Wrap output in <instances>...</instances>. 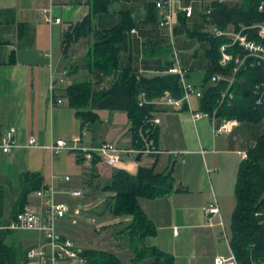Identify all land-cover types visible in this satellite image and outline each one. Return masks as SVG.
I'll return each mask as SVG.
<instances>
[{"label":"crops","instance_id":"crops-1","mask_svg":"<svg viewBox=\"0 0 264 264\" xmlns=\"http://www.w3.org/2000/svg\"><path fill=\"white\" fill-rule=\"evenodd\" d=\"M91 1L0 0V144L3 134L14 128L20 145L35 138L41 146H48L60 139L70 140L86 130L83 145L87 147H97L105 142L120 148L133 146L132 125L126 112L98 110L99 121L83 125L65 95L66 87L74 80L90 79L99 90L108 89L113 82V77L97 72L90 74L86 69L73 73V66L86 63L93 37L83 39L70 49V65L64 58V32L91 13ZM179 1L184 7L192 6L193 15L187 18L184 13L179 14L174 37L177 36L180 48L200 46L201 52L206 49L205 43L188 35L194 29L187 32L188 40L181 38L187 27L198 26L205 10L214 4L235 5L239 2ZM155 2L117 1L108 13L93 16L95 33L117 25L121 12L131 14L136 32H130L122 45L121 70L130 68L136 73L141 69L171 67L174 53L167 31L159 28L160 11ZM47 9H52L54 19L59 18L61 22H45L44 11ZM196 50L193 55H198ZM180 60L189 70L190 77V68L196 67L195 62L184 55ZM201 63L203 58L197 62ZM64 70L68 75L58 82L53 93L54 98L62 99L63 103L52 104V80L58 71ZM198 84L202 88V80ZM193 106L200 109V100L194 98ZM158 116V148L161 153L131 157L115 167L97 160L89 169L79 153L69 151L53 154L46 148L20 147L5 153L0 148V226L7 225L20 211L31 210L45 215L47 189L53 185L56 202L66 203L71 209L69 217L58 224V233L62 239H72L79 232L76 225L95 221L90 216H112L106 206L114 193L103 188L110 183L115 170L136 175L141 167L154 166L157 173L169 171L177 187L187 192L174 191L153 200L140 199L142 209L157 228V234L148 237L144 244L172 254L176 264H214L217 257L224 255L220 247L221 232L217 231L219 217H212L215 226H210L204 208L217 199L222 220L225 222V216H232L242 155L254 146L264 131V125L234 120L228 131L219 133L225 120L193 121L187 109L180 112L161 110ZM32 174L40 176L38 189H32L34 182L25 179L26 175ZM41 190L43 197L38 195ZM73 192L81 195L75 196ZM77 209L81 214L74 225L72 216H76ZM98 210H101L100 214H93ZM0 240L14 247L20 256L45 241L40 232L16 230L0 231ZM28 264L44 263L28 259Z\"/></svg>","mask_w":264,"mask_h":264},{"label":"trees","instance_id":"trees-1","mask_svg":"<svg viewBox=\"0 0 264 264\" xmlns=\"http://www.w3.org/2000/svg\"><path fill=\"white\" fill-rule=\"evenodd\" d=\"M117 1L129 0H92L91 13L71 25L63 35V52L67 65L71 63L69 51L74 45L83 39H94L86 63L73 66V73L86 69L90 74L97 72L105 77H114L113 82L108 89L99 90L90 79L74 80L66 87L65 95L83 125L98 122V110L126 112L131 121L134 141L146 116L155 109L153 106L141 107L140 94L145 92L147 98L153 100L161 97L167 90L176 97H180L182 92L176 76L158 74L137 77L130 68L121 70L122 45L135 27L129 12H121L120 21L113 28L93 32V16L108 13L112 4ZM238 1L235 5L217 3L210 9L207 8L210 12H204V22L211 21L223 29L230 24L238 27L241 24L250 26L264 22V10H259L264 0ZM188 35L205 43L206 56L210 61L209 69L202 78L204 95L200 100V110L211 114L216 112L217 119L225 121L264 125V105L256 104L255 93L257 85L264 82V70L257 66L243 69L230 90L234 97H228L221 103V95L227 89L228 82L221 81L213 85L210 80L214 74L229 73V69L219 65V50L225 40L200 29H194ZM253 38L264 42L256 35ZM154 137L158 145V128ZM247 155L246 159H242L238 170L236 206L231 216L229 247L236 264H264V131ZM39 177L38 174H32L26 175L25 179L34 182L35 187L32 189H38L41 183ZM103 190L114 193L106 206L112 216L131 218L117 232L119 235L126 234L132 240L133 257L130 264H176L172 254L144 244L148 237L157 234V228L140 205V199L153 200L174 191L187 192L186 189L177 187L172 174L169 171L157 173L154 166L141 167L136 175L119 169L114 171L110 183ZM82 255L90 264H125L117 254L106 250L84 249ZM0 264H28L27 253L17 255L14 247L0 240Z\"/></svg>","mask_w":264,"mask_h":264},{"label":"built area","instance_id":"built-area-1","mask_svg":"<svg viewBox=\"0 0 264 264\" xmlns=\"http://www.w3.org/2000/svg\"><path fill=\"white\" fill-rule=\"evenodd\" d=\"M155 5L160 11V20L158 23L159 28L167 31V36L172 46L174 63L168 69H141L136 74L137 77H143L147 74L176 76L179 79L182 95L176 97L171 91L167 90L161 97L149 100L145 92L140 94L139 105L141 107L153 106L155 109L146 116L143 125L137 130L136 138L131 148H120L109 142L102 143L97 147H87L83 145V137L87 134L86 130L73 136L70 140L60 139L48 146H41L35 138H30L26 144L20 145L15 138L16 130L12 128L7 130L1 138L0 148L3 152L10 153L13 149L20 147L28 149L46 148L53 154H59L62 151H69L79 153L89 169L94 166L95 160H100L107 166L115 167L118 164L123 163L125 159L131 157L154 156L161 153L154 137L155 130L160 124L158 112L161 110L180 112L187 109L191 114L193 121L207 119L215 122L217 120L216 112L211 114L207 111L195 109L193 107L192 100L194 98L199 100L203 98V88L198 89L187 82L189 70L182 66L176 48L174 27L177 18L180 13H184L187 18H190L193 15V7H184L180 4L179 0H156ZM263 8L264 6L261 5L259 10L263 11ZM205 12L209 13L210 10L207 11L206 9ZM44 20L48 24L61 22V19L59 18L54 19L52 9L44 11ZM135 32L136 31L133 30V33ZM204 32L225 40L219 50V65L224 69H229V73L214 74L210 80V83L213 85L221 81L228 82L227 89L221 95V103H223L228 97H234V94L230 90L243 69L257 66L264 70V42L253 38V35H256L257 38L264 40V22L255 23L250 26L241 24L238 27L230 24L223 29L209 21ZM65 77L66 72L58 71L52 80V104L61 105L63 103L62 99H55L53 93L58 82L62 81ZM255 93L257 95L256 104L259 106L264 105V82L257 85ZM233 124V121H224L223 126L218 132L228 131L229 127H232ZM202 153H205V151H202ZM246 158L247 154L244 153L242 159ZM65 179L69 180V178ZM47 193V210L45 215L36 214L31 210L20 211L7 225L0 226V231H36L43 234L45 241L28 251L27 257L29 260H37L44 264H90L87 258L82 255L83 249L78 248L71 239H62L58 233V224L62 220L67 219L71 212L69 205L56 202V191L53 185L47 189ZM38 195L41 197L45 196L42 190L38 192ZM73 195L80 196L81 193L73 192ZM204 212L209 218L210 226H215V223L211 222L212 217H219L217 226L222 228L224 238L229 247L228 233L226 231L225 222L220 216V208L217 199H214L209 206L204 208ZM80 214L81 210L77 209L75 211L76 216H72L73 224L77 223ZM229 261L230 262H227L224 257L219 256L215 259L214 264H236L232 253Z\"/></svg>","mask_w":264,"mask_h":264},{"label":"rangeland","instance_id":"rangeland-1","mask_svg":"<svg viewBox=\"0 0 264 264\" xmlns=\"http://www.w3.org/2000/svg\"><path fill=\"white\" fill-rule=\"evenodd\" d=\"M262 5L264 6V2L262 3ZM206 28H207V23H205L204 20L202 19L201 23L198 24V26H188L187 30H185L181 38L188 40L187 32L189 30L200 29V30H203L204 32ZM133 30L134 28L131 30V32H133ZM175 42H176V46L178 49L177 52H178L179 58L183 57V55L185 57L189 56L191 60L195 62L196 67L190 68L191 76L187 78V82L191 84L193 87L200 89V87H198L199 85L198 83L200 80H202V78L204 77V75L206 74L210 66V61L207 58V56H205L206 51L201 52L200 46L195 48L194 45L187 46L185 48H180L177 43L176 35H175ZM194 50L198 52V55H193ZM80 52L82 53V50H80ZM202 58H203V64L202 63L197 64V62H199ZM64 72H66V76H67L68 71L64 70ZM112 80H114V77ZM94 84H95L94 86L96 87L97 84L96 83ZM193 100H192V105H193ZM95 213L100 214L101 210H98L97 212H94L93 214ZM90 217H94L95 221L94 222L91 221L87 223H79L78 225H76L77 227H79V232L76 233V235L72 236V239L71 238L70 239L76 244L78 248H81L83 250L84 249L85 250L86 249H97V250L110 251V252L117 254L123 260L125 264H130V259L133 257V252L131 248L132 240L126 234L119 235L120 233H117L120 230H122L124 224L130 222V220H126L127 218H115L109 215L108 216H97L96 215V216H90ZM224 220L226 222L225 223L226 231L228 233V238H229L230 237L231 216H225ZM220 228L218 227L217 231L221 232L219 238L222 241V244L220 247L224 250L223 252L224 255L221 257H224L227 262H230L229 258L231 257V253H230V250L228 249L227 241L224 238L222 228L221 229Z\"/></svg>","mask_w":264,"mask_h":264}]
</instances>
